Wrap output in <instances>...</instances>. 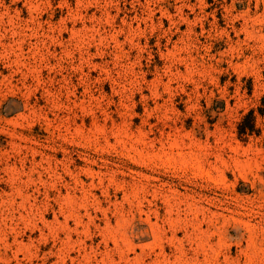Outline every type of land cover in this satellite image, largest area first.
Segmentation results:
<instances>
[{"label":"rangeland","instance_id":"374dc122","mask_svg":"<svg viewBox=\"0 0 264 264\" xmlns=\"http://www.w3.org/2000/svg\"><path fill=\"white\" fill-rule=\"evenodd\" d=\"M0 264H264V0H0Z\"/></svg>","mask_w":264,"mask_h":264},{"label":"trees","instance_id":"16d2710c","mask_svg":"<svg viewBox=\"0 0 264 264\" xmlns=\"http://www.w3.org/2000/svg\"><path fill=\"white\" fill-rule=\"evenodd\" d=\"M257 132L255 126V115L253 111L248 112L238 124V134L240 137L251 135Z\"/></svg>","mask_w":264,"mask_h":264}]
</instances>
